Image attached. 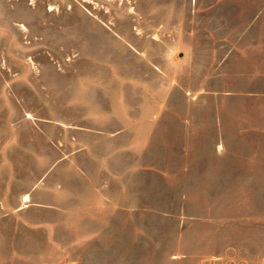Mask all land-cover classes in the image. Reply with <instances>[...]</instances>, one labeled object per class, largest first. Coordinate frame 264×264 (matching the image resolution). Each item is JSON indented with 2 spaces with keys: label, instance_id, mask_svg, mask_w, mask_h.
<instances>
[{
  "label": "rangeland",
  "instance_id": "1",
  "mask_svg": "<svg viewBox=\"0 0 264 264\" xmlns=\"http://www.w3.org/2000/svg\"><path fill=\"white\" fill-rule=\"evenodd\" d=\"M0 264H264V0H0Z\"/></svg>",
  "mask_w": 264,
  "mask_h": 264
},
{
  "label": "crops",
  "instance_id": "2",
  "mask_svg": "<svg viewBox=\"0 0 264 264\" xmlns=\"http://www.w3.org/2000/svg\"><path fill=\"white\" fill-rule=\"evenodd\" d=\"M26 196V195H25ZM28 196V195H27ZM28 198H29V196H28ZM24 199H25V197H24ZM25 200H28V199H25Z\"/></svg>",
  "mask_w": 264,
  "mask_h": 264
},
{
  "label": "bare ground",
  "instance_id": "3",
  "mask_svg": "<svg viewBox=\"0 0 264 264\" xmlns=\"http://www.w3.org/2000/svg\"><path fill=\"white\" fill-rule=\"evenodd\" d=\"M25 199H28V196H26Z\"/></svg>",
  "mask_w": 264,
  "mask_h": 264
}]
</instances>
